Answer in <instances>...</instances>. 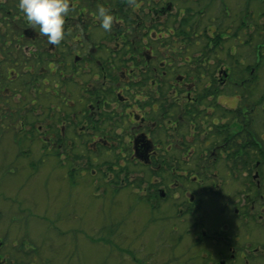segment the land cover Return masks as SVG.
Masks as SVG:
<instances>
[{"label":"flooded vegetation","instance_id":"flooded-vegetation-1","mask_svg":"<svg viewBox=\"0 0 264 264\" xmlns=\"http://www.w3.org/2000/svg\"><path fill=\"white\" fill-rule=\"evenodd\" d=\"M18 3L19 0H0V156L11 149L10 144H4V138L13 133L16 143L25 144L24 148L30 152L42 147L43 142L49 160H64L70 165V175L76 174V167L81 169L83 178L88 174L90 180L91 176L108 171L107 184H101L98 176L97 196L103 192L107 196L109 191L116 195L132 186L134 193L141 195V201L146 200L151 207L156 206L154 203L165 205L162 211L175 218L197 214L202 198L194 205L182 202L184 194L190 197L191 203L196 195L191 191L181 192L184 188L180 176L187 173L179 171L191 165L196 143L173 144L182 143L180 140L188 137L195 141L199 133L207 139L212 128L225 133L237 129L238 134L252 129L256 134V103L240 97L232 108H221V115L213 114L214 103L210 104V112L204 108L214 93L218 105L224 107L219 95L225 92L214 89L216 76H207L203 70L196 73L190 64L191 56H179L182 49L187 54L192 44L181 24L187 17L194 22L193 6L182 0H137L138 7L134 9L126 0H73L76 7L69 13L65 25L70 34L60 45L53 46L46 37L38 35V28L27 23ZM100 5L110 9L117 18L111 32L102 33L101 22L94 16ZM189 37L192 36L189 34ZM182 59L188 60L185 71H181ZM255 70L252 67L248 81L255 79ZM226 76L221 78V84L228 80ZM204 77L211 81L201 85ZM231 78H236L232 72ZM227 85L221 87L227 88ZM197 88L199 94H195ZM204 89L206 97L201 96ZM166 91L173 93L172 101L164 97ZM163 135L167 141L161 139ZM208 147L210 156L215 158L218 150L226 149L228 144L208 140ZM128 161L136 167L135 172L128 170L132 174L130 181L143 175L138 174L139 170L144 173V169H149L144 173L146 176L150 169L158 172L161 167L167 169L168 175L173 173L178 177H172L170 182L173 179L176 182L170 185L161 175L151 174L143 184L144 192H140L136 183L127 185L125 173L119 172L118 166L117 170H108L118 162L126 165ZM254 163L251 164L252 179L256 182L259 171ZM85 179L78 183L83 184ZM116 179L118 186L108 185ZM256 183L259 187L260 182ZM149 188L158 192L159 200L148 196ZM249 194L256 210H245L242 214L238 208L233 211L243 223L237 235L241 239L258 240L264 235V201ZM230 215L231 212L226 213L227 218ZM249 218L253 224L244 226ZM202 224L196 234L200 232L202 237H208L204 220ZM168 228L175 229L170 237H178L183 232L182 224L176 221ZM170 237L163 236L162 243H168ZM126 238L125 243H132L128 234ZM259 244L250 252L256 250V264H264V249ZM231 246V250L238 249L241 263L253 264L249 251L235 243ZM121 247L128 246L118 248ZM158 253L160 259L165 257V250ZM171 255L176 254L172 251ZM236 259L233 253L217 264H230L229 261ZM6 262L0 253V264Z\"/></svg>","mask_w":264,"mask_h":264},{"label":"rangeland","instance_id":"rangeland-1","mask_svg":"<svg viewBox=\"0 0 264 264\" xmlns=\"http://www.w3.org/2000/svg\"><path fill=\"white\" fill-rule=\"evenodd\" d=\"M198 1L205 0H196L197 11L198 7L203 5ZM225 8L229 14L225 13L222 21L212 20ZM202 14L200 16L196 13L195 23L200 24L196 25L195 42L189 46L187 54L184 49L180 51V58L191 56L190 64L197 74L203 70L207 76H216L217 86L213 85V87L225 92L219 95L224 108L225 106L232 108L240 97L248 98L252 103H256V99H264V65L257 73L260 84L257 88L255 85L253 92L247 88H244L243 92L234 91L233 85L236 80H241L245 76V71L241 70L243 67L247 65L256 67V43H260L264 38V0H216ZM221 28L226 33L223 42L215 44L213 39L209 40L207 36L213 33L219 34ZM103 32L107 33L102 28ZM253 32L256 33L249 38V34ZM167 51L166 49V54ZM180 61L181 71H185L188 60ZM225 70L230 72V76L225 75ZM231 72L234 77L238 76V79L231 78ZM223 76L228 79L222 83H228L227 88L221 87L220 80ZM210 81L204 77L201 85ZM196 93L199 94L198 88ZM164 97L172 101L173 93L166 91ZM211 103L212 101L208 99V104L204 105L209 112ZM222 112L215 108L214 114L221 115ZM162 138L167 141L165 135ZM180 141L182 143L173 145L196 143L195 153L201 149L200 139L194 141L192 137H188ZM4 142L11 145V149L5 150L0 156V170L4 169L3 174H5V176L0 175V195L3 196L0 200L6 201L5 204H0V240L2 241L0 253H3L7 259L6 264H67L60 253V247L66 245L74 253L76 262L73 264H118L120 256L117 250L118 246L123 244L117 236L121 230L129 235L130 242H137L126 244L141 249L137 258V262L140 261L141 264L151 259L153 252L161 250H165V257L150 264H170L172 260L177 261V264L197 262L192 257L205 255L208 251L213 253L221 250L230 256L233 253L237 255L238 249H230L232 247L230 245L236 242L238 247L245 251L250 252L256 247V243H260L259 245L264 249V235L258 240H252L238 238L235 234L243 228L241 217L238 216L237 224L235 223L232 229L231 219L226 216L227 212L238 208L242 214L245 210L255 211L256 207L251 195H248L250 185L244 184L243 179L236 181L230 177L228 182H231V190L230 186L225 191L221 190L223 179L219 174L222 167L209 174L212 177V174L216 173L214 178L218 184L216 185L218 193H203L202 207L197 214H190L189 218L184 216L175 218L162 211L165 205L157 206L154 203L156 206L151 207L146 200L141 201L139 199L141 195L134 193L132 186L126 187L116 195H112L109 191L107 196L104 195L105 192L97 196L95 192L100 186L98 183L100 174L91 176V180L86 174L85 182L78 183L84 180L81 169L76 167V176L70 175V165L64 160L59 158L51 162L50 157L46 155L45 144L41 141L42 147L32 152L24 148L25 144L16 143L13 133L4 138ZM181 156L187 157V155ZM191 161L190 166L196 158ZM32 163H34L33 167H31ZM160 175L168 176L167 169H164ZM171 176L178 177L173 173ZM174 182L175 179L170 185ZM104 183L107 184L105 181ZM262 189L264 193V179ZM152 218L156 224H151ZM202 220L205 221L210 237L215 241L211 243L202 241V244L198 245L197 241L200 237L198 238L196 231L198 232L203 226ZM172 221L182 224L183 232L178 237H170L175 231L174 228H168ZM100 223H104V230L99 232L104 240H101V235H96L93 230ZM148 224L150 227L146 229ZM248 224H253L252 218H249L244 226ZM114 232L117 236H114ZM163 236L167 239L170 237L168 243H162ZM105 240L107 242L110 240V243L103 246L104 250H102L98 245ZM142 241L149 245L141 246L139 243ZM227 249L230 251L229 254L226 252ZM172 251L175 256L171 255ZM121 252L127 254L128 250L122 248ZM250 253L252 263L256 264V250ZM82 257L83 262H79ZM34 258L36 260H33ZM223 258H219L218 263H221ZM229 262L242 264L239 257Z\"/></svg>","mask_w":264,"mask_h":264},{"label":"trees","instance_id":"trees-1","mask_svg":"<svg viewBox=\"0 0 264 264\" xmlns=\"http://www.w3.org/2000/svg\"><path fill=\"white\" fill-rule=\"evenodd\" d=\"M183 2H186L185 4H189L191 6H193V8L195 9L196 13H198L200 16L203 15V11L205 9H208L213 2H215L216 0H205L204 2L202 1H198L200 4L203 3L202 6L198 7V11L196 9L195 3L196 0H182ZM225 5V4H224ZM189 6V9L191 10L192 7ZM247 6V5H246ZM208 11V10H207ZM243 12V11H242ZM225 13L229 14V11L225 9L222 10L221 14L218 15L215 19H212L214 21H216L217 19L222 21L223 20V16L225 15ZM240 13V12H239ZM199 16V17H200ZM252 17V16H251ZM250 17V18H251ZM253 17L254 14H253ZM200 20V19H198ZM252 21V19H250ZM196 21V15H195V20L194 22L192 20H190L189 17H187V19H185L183 21V23L181 24V29L183 30V32H185L186 35H188V41H191V43L195 42V37L196 35V25L199 23H195ZM200 24V23H199ZM194 25V26H193ZM7 27V25H6ZM221 31H219V34L213 33V34H208V39H213V42L215 44H220L223 42L224 39V34L225 31L221 28ZM195 32V34H194ZM206 33V30H205ZM256 33V32H255ZM254 32L249 34V38H251L253 36V34H255ZM189 34L192 37H189ZM207 34V33H206ZM195 35V36H194ZM249 42V41H248ZM256 70L254 72L255 74V79H251L252 81H248L247 79L249 77H252L251 74V69L252 67L250 66H246L243 67L241 70L245 71V76L242 77L241 80H236L235 89L234 91H240L243 92L244 88H247L249 90H251L253 92V90L255 89V85L256 88L257 86H259L260 81L258 79L257 73H259L260 68L262 67V65H264V38L261 39L260 43H256ZM236 79H238V76H236ZM255 83L254 85H252V83ZM206 90H202L201 96L206 97L205 95ZM213 93H211L212 95ZM219 94V93H218ZM213 99H212V103H214V108L218 109L220 111L221 108H224L220 105H218L217 103V94L214 93L213 94ZM202 98V97H201ZM211 103V104H212ZM214 114V113H213ZM205 120V119H204ZM203 120V121H204ZM202 121V120H201ZM210 123V127L212 128V121H209ZM198 128L199 131L201 132L202 127H201V122L198 121ZM205 127V126H204ZM217 128V127H215ZM231 129L229 133H225L223 131L218 132L217 130H214L213 128L211 129V134L209 135V137L207 139H204L200 133L197 136V139H200L199 141V145L201 149H198V153H195L193 156L194 158H196V161L192 164V166H189L186 169L183 170H179L182 173H187L186 176L182 175L180 176L181 181L183 183V189L181 188V192L186 193V192H193L196 197L194 199V202L191 203L190 202V197L183 196L182 202H184L185 205H194L196 204V202H198V200L200 198H203L202 193H206L208 192L209 194L212 193H218L216 190V185L217 182L215 181L216 179L214 177H216V174H212V177H210V172H215L218 171L221 167L222 169L220 170V177H222L223 179V185L221 186V190H224L231 185V182H228L229 178L232 177L234 178L236 181L243 179L244 180V184H248L250 185V187L248 188V193H251L254 196H258L261 197L259 198V201L263 202L264 201V193H263V189H262V182L264 179V99H256V134H254V132L252 131V129L249 132H240V134H238V131H236L237 129L233 130ZM211 141L212 143H227L228 147L226 149H219L218 150V154L215 158L211 157L210 152H209V147L206 148V141ZM204 144V146H203ZM37 150V149H36ZM209 154V155H208ZM193 157L190 158V160L194 159ZM35 159V158H33ZM256 161V168L259 171V181H260V186L258 187L257 183L255 181H253L252 179V166L251 164H255L254 162ZM131 161H128L126 163V165H121L119 162L115 164V167H110L108 170H117V166L120 168L119 172L121 173H125V178L127 179V185H131L132 183H136V187L140 190V192H144L143 190V184L145 182L148 181V178L150 177V175H156L159 176L161 172H164V167H161L158 172L157 171H152L150 169L148 175L145 176V172H147L149 169H144V173H140L141 170L138 171V174H143V175H139V176H135L134 178H136V180L134 181H130L129 177L132 175L130 172H135L136 167L134 165L131 164ZM34 163L31 164V167H33ZM116 168V169H115ZM128 170H130V172H128ZM4 169L0 170V175L1 176H5V174H3ZM107 172L108 171H104L101 172L100 174V180L99 182L101 184H104V181H107ZM118 171H115L116 174L119 173ZM99 174V173H98ZM192 175H196L198 178H191ZM163 177V176H161ZM167 182H170L172 179L171 175L168 176H164L163 177ZM118 179V178H117ZM114 180V183H108V185H115L118 186L119 185V181L118 180ZM115 186L113 188H115ZM111 188V189H113ZM230 190H231V186H230ZM186 191V192H185ZM222 192V191H221ZM153 195V197L157 200H159V196H158V192L156 190H151V188H149V195L151 196ZM208 195V194H207ZM210 197V195H208ZM3 196L0 195V198H2ZM6 201L4 199L0 200V204H5ZM229 218L231 219L230 223H231V227L233 229V225L236 223L237 224V219H238V215L235 214L233 211H231V215L229 216ZM151 224H156L155 220L152 218ZM150 227V224L147 225L146 229H148ZM94 232H96V235H101V240L103 239V236L101 233L104 230V223H100L99 225H97V227H95V229H93ZM234 231V230H233ZM235 232V231H234ZM239 232H235V234H238ZM208 237H202L201 233L199 232L197 234L198 238L200 237L201 239L197 241L198 245L202 244V241H205L207 243H211L214 242L215 239L211 238V234H208ZM127 233H123L122 231L120 232L118 238L121 241V243L123 245L121 246H125V242L127 241ZM143 234L140 236V239L142 240ZM107 240V239H106ZM104 241L103 243H99L98 247L102 250L103 246L107 245V241ZM124 240V241H123ZM132 243H137V242H132ZM141 246L145 247V243L144 241H142L141 243H139ZM236 245L238 244L237 242L235 243ZM231 246V245H230ZM119 247V246H118ZM61 251V256L63 257L62 259L65 260V262L67 264H73L74 262H76L75 258H74V253L72 252V250L69 249L68 245L60 247ZM121 248H118L117 252L120 256V262H118V264H141L140 261L137 262V258L139 257L138 252H140L141 249L136 248V247H130L128 246L126 249L128 250L127 254H124L123 252H121ZM78 252V251H77ZM228 254L230 253V251L227 249L226 251ZM80 253V252H79ZM58 256V255H56ZM221 257H227L230 258V255L225 254L223 251L218 250V251H214L213 253L211 251H208L205 255H201V256H195L192 257L194 259L197 260V262H191L189 261L188 264H217L219 258ZM240 257L239 255H236V258ZM264 258V256H263ZM159 253L158 251L153 252V255L151 257V259L147 260L144 264H150L153 261L158 262L159 261ZM124 261V262H122ZM79 262H83V257L81 258V260ZM177 261H174L170 264H177ZM113 264V263H112ZM245 264V263H242Z\"/></svg>","mask_w":264,"mask_h":264},{"label":"clouds","instance_id":"clouds-1","mask_svg":"<svg viewBox=\"0 0 264 264\" xmlns=\"http://www.w3.org/2000/svg\"><path fill=\"white\" fill-rule=\"evenodd\" d=\"M134 9L138 7L137 0H126ZM76 4L73 0H19L18 8L24 14L27 23L34 29L38 28V35L47 38L50 45L57 46L65 39L66 18L73 11ZM95 18L100 20L105 32H111L117 18L111 10L103 5L98 6Z\"/></svg>","mask_w":264,"mask_h":264}]
</instances>
